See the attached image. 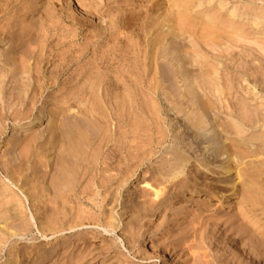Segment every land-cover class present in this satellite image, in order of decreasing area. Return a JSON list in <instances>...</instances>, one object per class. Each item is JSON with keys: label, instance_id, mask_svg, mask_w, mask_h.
Wrapping results in <instances>:
<instances>
[{"label": "rangeland", "instance_id": "1", "mask_svg": "<svg viewBox=\"0 0 264 264\" xmlns=\"http://www.w3.org/2000/svg\"><path fill=\"white\" fill-rule=\"evenodd\" d=\"M263 20L264 0H0V264H246L254 244L264 252ZM209 78L224 96L205 104L198 137L184 89L193 80L210 100ZM103 133L116 168L84 175L76 163L95 162ZM54 186L75 192L53 217Z\"/></svg>", "mask_w": 264, "mask_h": 264}, {"label": "bare ground", "instance_id": "2", "mask_svg": "<svg viewBox=\"0 0 264 264\" xmlns=\"http://www.w3.org/2000/svg\"><path fill=\"white\" fill-rule=\"evenodd\" d=\"M232 15H234V16H236V15H239V16H241L242 17V19H251L250 20V23L251 24H260L261 23V19L259 18V17H256V16H249L248 14H246V13H240V14H236V12H233L232 13ZM263 22H264V20H263ZM4 29V28H3ZM7 32V30L5 29V31L4 30H2V29H0V37H2V36H4L3 35V33H6ZM264 33V32H263ZM7 34V33H6ZM11 35H13V34H11ZM5 37V36H4ZM22 36L21 37H18V39H21L22 40ZM0 39H3V38H0ZM2 41V40H1ZM180 42V41H179ZM179 45V44H178ZM174 46V45H173ZM181 47V46H180ZM173 50H175V49H173ZM227 50V49H226ZM24 52V51H23ZM26 52V51H25ZM24 52V53H25ZM212 52V51H211ZM12 53V52H11ZM10 52L9 53H7V55H9V54H11ZM22 54V51H21V55H25V54ZM171 53V52H170ZM186 53V52H185ZM189 54V53H188ZM173 55V54H172ZM232 55V54H231ZM164 56H165V54H164ZM176 56V55H175ZM178 56V55H177ZM180 57V56H179ZM182 57V56H181ZM23 58V57H22ZM26 59V58H25ZM174 59H176V60H178V61H181V59H179V58H174ZM262 59V58H261ZM226 60V59H225ZM5 62H6V64L8 65V68H9V64L11 65V61L10 60H4ZM187 62V61H186ZM178 63V62H177ZM229 63V62H228ZM179 65H180V63H179ZM187 65V64H186ZM11 68V67H10ZM38 69V68H37ZM8 70L9 69H6V65L4 66L3 64H1L0 63V82L1 83H3L2 81L4 80V79H6V76L10 73V72H8ZM39 70V69H38ZM187 71V70H186ZM18 73H19V75L20 76H18ZM16 75L17 76H15V80L16 81H20L21 82V80L22 79H24V78H26V77H24L23 75H21V74H24V71H22V73L21 72H18ZM39 74V73H38ZM160 75L162 76V85H163V87L165 88V89H167V90H169L170 91V93L172 94V95H174V93H177L178 91H177V89H174V87H175V80H173L172 78H171V76L169 75V72H168V69H167V67L165 66V67H162V69L160 70ZM188 75V74H187ZM194 75V74H193ZM201 75V74H200ZM207 76V75H206ZM182 77H184V76H182ZM196 77V76H195ZM229 77V76H228ZM194 78V77H193ZM199 78V77H198ZM213 78H215V77H213ZM223 78V77H222ZM196 79V78H195ZM194 79V80H195ZM218 79V78H217ZM30 80V79H29ZM189 80V79H188ZM192 80V79H191ZM197 80V79H196ZM200 80V79H199ZM4 81H6V80H4ZM28 81V80H27ZM201 81H203V80H201ZM224 81V80H223ZM19 82V83H20ZM200 82V81H199ZM226 82V81H225ZM18 83V84H19ZM200 83H202V82H200ZM206 84H208V83H210V85H212V86H214L215 87V91H218L217 92V94H213V97L210 99V100H207L206 99V97H205V95H207V94H205V93H201L200 94V92L199 93H195V91H194V89H195V85H197V84H195L194 83V81L192 80V81H190L189 83H188V85H187V89L185 88L184 89V92L187 90V92L190 94H194V96H193V98H191V100L190 101H193V107H194V105H197L198 106V108H197V111L196 112H194L195 114V116H196V118H194L193 117V120L192 119H190L189 117H188V115H182V117L184 116V120H183V118H182V121L184 122V123H186L187 124V122L189 123V126H190V124H191V127H190V129H193L194 131V133L199 137H202L203 136V134H204V132L202 131L203 129H204V126H202V124L204 123V122H206L207 123V120L205 119V115L203 114V112H204V109H205V106L207 105L206 103H208V101H209V103H210V105H211V107L212 106H217V105H222L221 103V97H222V95L224 96V94L221 92V90L219 89V86L223 83H221V82H217V81H214L213 79L211 80L210 78H209V81H208V83L207 82H205ZM204 83V84H205ZM20 85H22V84H20ZM203 85V84H202ZM209 85V84H208ZM197 86H199V85H197ZM204 86V85H203ZM186 87V86H185ZM207 86H205V88H206ZM18 87H16V89H17ZM20 88V87H19ZM199 88H200V86H199ZM210 88V87H209ZM213 88V87H212ZM234 88V87H233ZM197 89V88H196ZM239 89V88H238ZM17 91V90H16ZM180 91H182V90H180ZM204 91H206V90H204ZM239 91V90H238ZM19 92V91H18ZM210 92V91H209ZM183 93V91L182 92H179V96H184V94H182ZM211 93V92H210ZM209 94V93H208ZM226 94V93H225ZM235 94V93H234ZM191 96V97H192ZM212 96V95H211ZM174 97V96H173ZM204 97H205V99H206V101L207 102H205L204 100ZM195 98H197L196 100H195ZM210 98V97H209ZM223 99H224V97H223ZM227 99V98H226ZM243 99V98H242ZM231 101V100H230ZM229 102V101H228ZM234 102V101H233ZM192 103V102H191ZM209 103H208V105H209ZM206 104V105H205ZM227 104H229L231 107H233V105L234 104H232V102H229V103H227ZM237 105V104H236ZM244 105V104H243ZM250 106V105H249ZM196 107V106H195ZM206 107H208V106H206ZM218 107V106H217ZM222 107V106H221ZM220 107V108H221ZM226 107V106H225ZM172 108V107H171ZM170 108V109H171ZM228 108V107H227ZM101 109V108H100ZM108 109V108H107ZM191 109V108H190ZM195 109V108H194ZM218 109V108H217ZM241 109V108H240ZM243 109V108H242ZM253 109H254V107H253ZM3 110V109H2ZM171 110H174V108L173 109H171ZM106 111V110H105ZM222 111V110H221ZM227 111H229L228 109H227ZM234 111V110H233ZM175 112V111H174ZM182 111L180 110L179 112H177L176 114L178 115V117H180V113H181ZM210 112V111H209ZM231 112V111H230ZM248 112V111H247ZM235 113V112H234ZM106 114V113H105ZM260 114V113H259ZM238 115V114H237ZM84 116V115H83ZM193 116V115H192ZM77 117V116H76ZM106 117V116H105ZM108 117V116H107ZM177 117V118H178ZM191 117V116H190ZM84 118V117H83ZM43 117L42 116H34L33 118H31V119H29V120H27L26 122H24V125H26L27 127H32V126H35V125H38L41 121H43ZM82 120V119H81ZM87 120V119H86ZM244 120V119H243ZM80 121V120H79ZM85 120H82V122H84ZM107 121V120H106ZM105 121V122H106ZM264 121V120H263ZM76 122H78V120H76ZM81 122V123H82ZM91 122V121H90ZM99 122H100V120H99ZM101 122H103V121H101ZM109 122V121H108ZM214 122V121H213ZM80 122H78V123H75L74 122V126L75 127H77V132H82V130H84L83 132H85V130L86 131H89V132H91L92 130L90 129V127H89V125H90V123L89 124H86V123H88L87 121L85 122V124H81ZM94 123V122H93ZM104 123V122H103ZM77 124H78V126H77ZM95 124V123H94ZM212 124V123H211ZM227 124V123H226ZM215 125H216V123H215ZM185 126V125H184ZM188 126V127H189ZM225 126V125H224ZM230 126V125H229ZM228 126V127H229ZM94 127V126H93ZM97 127V126H96ZM99 127H100V125H99ZM212 127V126H211ZM251 127V126H250ZM231 128V127H230ZM73 129V128H72ZM75 129V128H74ZM206 129V128H205ZM222 129V128H221ZM224 129V128H223ZM79 130V131H78ZM106 130V129H105ZM71 131V130H70ZM206 131V130H205ZM212 131V130H211ZM88 132V133H89ZM94 132V131H93ZM92 132V133H93ZM108 132H109V130H108ZM159 132V131H158ZM190 132V131H189ZM191 132H192V130H191ZM203 132V133H202ZM208 132V131H207ZM231 132H232V130H231ZM234 132V131H233ZM237 132V131H236ZM87 133V132H86ZM92 133H90V136H91V134ZM220 133V132H219ZM75 134H76V132H75ZM107 134H109V133H107ZM107 134L106 133H103V134H101L102 135V138H101V140L99 141L100 143H99V146H98V152H96L97 153V156H96V154H95V156H96V158H95V162L94 163H92V164H90V162H88L87 160L89 159H87L86 158V156H84L83 154H82V152H83V150H84V154L85 153H88L86 150H85V147L86 146H88V145H85V147H84V144H83V142H85V141H83L84 139H82L81 141H79L78 143L80 144V147H79V149H80V151L78 150H76L78 153L79 152H81V156L83 157V158H85L84 160H82L83 158L81 157V159L80 160H82V162L84 163L85 161H87V164H83L81 161V163H76V165H80V166H83V168L85 167V171L84 172H82L84 175H86L87 174V172L90 170V169H92L93 168V170L95 171V173H96V175H100V177H102V178H105L106 177V174L110 171V170H113V169H115L116 167H113L112 166V161H114L113 159L117 156V152H118V150L115 148L116 146H115V144L114 143H112V139L109 137V136H107ZM218 134V133H217ZM236 134V133H235ZM84 135V134H83ZM88 135V134H87ZM75 136H77V135H75ZM96 136H97V134H96ZM196 136V137H197ZM205 136V135H204ZM221 136V135H220ZM195 137V138H196ZM198 137H197V140H198ZM217 137V136H216ZM223 137V136H222ZM221 137V138H222ZM87 138V137H86ZM226 138V137H225ZM165 139V138H164ZM176 140L178 139V138H175ZM174 139V140H175ZM206 139V138H205ZM76 140L78 141V138H76ZM80 140V139H79ZM85 140H87V139H85ZM91 139H89V141H90ZM83 141V142H82ZM115 141V140H114ZM73 142H76V141H73ZM204 142V141H203ZM86 143V142H85ZM180 143V142H179ZM71 144H72V142H71ZM76 144V143H75ZM89 144V143H88ZM76 145H78V144H76ZM75 145V146H76ZM75 146H73L72 145V148L74 149V147ZM231 146V145H230ZM71 147V146H70ZM89 147V146H88ZM97 147V146H96ZM75 149H77V147L75 148ZM74 149V150H75ZM234 149V148H233ZM174 152V151H173ZM175 153V152H174ZM179 153V152H178ZM225 153H227V151H225V152H223L222 153V155L223 154H225ZM72 154H74V152L72 153ZM217 154V153H216ZM77 155V154H76ZM86 155V154H85ZM176 155V154H175ZM88 156V155H87ZM174 156V155H173ZM206 156V155H205ZM89 157V156H88ZM92 157V156H91ZM227 157H230L229 159H228V161L229 160H232V161H234L233 160V157H231L230 155H228ZM73 158V157H72ZM118 158V157H117ZM204 158V157H203ZM78 159V156H77V158H76V160ZM235 159V158H234ZM59 160V159H58ZM178 160V159H177ZM185 160H187V159H185ZM205 160V159H204ZM207 160V159H206ZM215 160V159H214ZM90 161H91V159H90ZM208 161V160H207ZM210 161V160H209ZM68 162V161H67ZM71 162V161H70ZM69 162V164H70V166H71V163ZM205 162V161H204ZM184 163V162H183ZM183 163H181V162H172V163H170V166H171V169L172 168H178V169H180L179 171H181V168L184 166V164ZM73 164H75V162H73ZM114 164V163H113ZM120 164H121V162H120ZM205 164V163H204ZM119 166V165H118ZM76 167V166H75ZM69 168V167H68ZM78 168H80V167H78ZM77 168V169H78ZM119 168V167H118ZM117 168V169H118ZM17 169V168H16ZM170 169V168H169ZM223 171L226 173V172H228V169H229V166H226V165H224L223 166ZM119 170V169H118ZM70 171V170H69ZM121 171H118L116 174H115V176H118V175H120L119 173H120ZM61 173V172H60ZM59 173V174H60ZM75 173V172H74ZM89 173V172H88ZM55 174V173H54ZM56 174H58V173H56ZM58 174V175H59ZM69 174H71V173H69ZM78 174H79V172H78ZM74 175V174H73ZM77 175V174H76ZM43 176V175H42ZM60 177L62 176V175H59ZM44 177H45V175H44ZM59 177V178H60ZM67 177H69V175L67 176ZM73 178V177H72ZM107 178V177H106ZM67 179V178H66ZM70 179H71V177H70ZM74 179V178H73ZM42 180V179H41ZM61 180V179H60ZM69 180V179H68ZM67 180V181H68ZM78 180V179H77ZM62 181V180H61ZM60 181V182H61ZM63 181H64V179H63ZM62 181V182H63ZM66 181V180H65ZM53 182H55V181H53ZM72 182V181H71ZM35 183V182H34ZM58 183H59V181H58ZM54 184V183H53ZM60 184V183H59ZM58 184V185H59ZM62 184H65V183H62ZM68 184V183H67ZM72 184V183H71ZM36 185V184H35ZM47 186V185H46ZM65 186V185H64ZM76 186V185H75ZM38 187V186H37ZM120 188V187H119ZM35 190V189H34ZM40 190H42V189H40ZM121 189H119L118 190V192H117V196H116V198H115V200H117L118 198H119V195H120V193H121V191H120ZM54 191V192H53ZM75 192V187H72V188H67V189H60V187L59 188H57V186L55 187H53L52 188V190H47V192L48 193H51V192H53L54 193V197H53V199H54V201L56 202V203H58V206H59V200L61 199L62 200V197L63 198H65V196H66V194H68V192L70 193H72V192ZM4 192V191H3ZM87 192V189H84L83 191H82V193H86ZM15 193V192H14ZM32 193H34L33 191H32ZM65 195V196H64ZM69 195V194H68ZM82 195V194H81ZM50 197V196H49ZM249 197V196H248ZM20 199V198H19ZM64 200V199H63ZM105 198L102 200V204L105 202ZM19 201V200H18ZM20 201H21V199H20ZM63 202H66V200L65 201H63ZM76 202V201H75ZM81 202H83L84 203V200H83V196H82V198H81ZM87 203H92V204H96V201L94 200V198H90V197H88V199H87V201H86ZM233 202H235L234 201V198H229L228 199V203L226 204V206H228V205H230V203H233ZM55 203V204H56ZM77 203V202H76ZM100 203V204H101ZM53 204V203H52ZM65 204V203H64ZM64 204H62L63 206H65ZM91 204V205H92ZM63 206H61V208L62 209H64V207ZM105 206V205H104ZM55 209V208H54ZM61 210L60 209V206H59V208H56V210ZM47 210H49L50 212H51V210L48 208ZM58 210L57 211H55V212H52V214L54 213V215H52L53 217L55 216V214L57 215V214H59V212H58ZM11 211V210H10ZM53 211V210H52ZM17 214V211H16V213H13V217H14V215H16ZM22 214V213H21ZM66 214V213H65ZM10 215H11V213H10ZM60 215V214H59ZM61 215H62V213H61ZM67 215V214H66ZM63 216V215H62ZM12 217V218H13ZM16 217V216H15ZM48 217H49V215H48ZM47 217V218H48ZM86 217V216H85ZM52 218V217H51ZM57 219V218H56ZM49 220V219H48ZM55 220V219H54ZM28 224H29V222H28ZM27 224V225H28ZM60 225V224H59ZM70 228V227H69ZM25 230V229H24ZM26 231V230H25ZM6 235V234H5ZM10 237V236H9ZM261 246V245H260ZM259 245H257V244H254V252H255V257H253L254 259H252V258H250L249 260V263L247 262L246 264H264V252H263V249H260L261 247H260ZM16 255V254H15ZM253 256V255H252ZM13 260V259H12ZM248 261V260H247Z\"/></svg>", "mask_w": 264, "mask_h": 264}]
</instances>
